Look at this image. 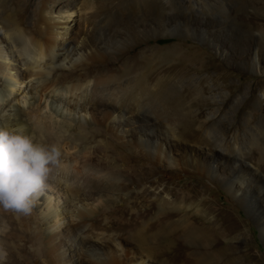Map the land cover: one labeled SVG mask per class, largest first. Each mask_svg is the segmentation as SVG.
Masks as SVG:
<instances>
[{"label": "rangeland", "instance_id": "rangeland-1", "mask_svg": "<svg viewBox=\"0 0 264 264\" xmlns=\"http://www.w3.org/2000/svg\"><path fill=\"white\" fill-rule=\"evenodd\" d=\"M0 3V12L7 20L16 16L29 19L35 6L34 0ZM86 3L94 6L92 13L97 14V23L101 22L104 31L114 30L112 24L118 17L125 19L123 23L137 21L138 29L123 31V48L115 53L110 50L104 67L122 80L138 75V91L125 90L120 96L132 103L138 94L146 113L167 119L181 137L179 141L204 156L208 147L232 142L231 151L242 156L255 188L263 187L264 0ZM202 29L216 34L210 39L219 44L217 50L210 42L192 36ZM254 43L262 53L260 71L251 68ZM65 73L60 70L53 78L63 80ZM79 74L72 78L74 83ZM190 78L199 81L190 84ZM3 85L1 79L0 89ZM25 95L18 99L21 104L7 108V114H16L36 143L57 146L60 157L58 165L50 166L46 186L30 213L11 211L10 220L0 217V224L5 220L9 225L0 239L11 252L6 264H27L33 262L34 253L41 254L46 203L60 212L79 208L81 203L70 200V190L93 205L89 221L95 230L120 235L148 255L151 264H264V237L253 217L225 187L230 173L225 151L218 150L222 155L217 157L226 162L219 171L223 181L193 171L175 175L151 162L147 154L135 153L133 145L104 130V125L86 127L87 132L102 130V134H91L86 146L89 151H118L116 166L122 174L115 176L97 161L86 160V147L74 138L78 129L71 126L66 131L69 120L59 117L60 111L54 109L50 98L33 102L28 98L30 93ZM132 133L128 132L129 140ZM256 199L264 214V198ZM223 218L238 226L235 234L228 232L229 224Z\"/></svg>", "mask_w": 264, "mask_h": 264}, {"label": "bare ground", "instance_id": "bare-ground-1", "mask_svg": "<svg viewBox=\"0 0 264 264\" xmlns=\"http://www.w3.org/2000/svg\"><path fill=\"white\" fill-rule=\"evenodd\" d=\"M87 3L86 0H34L35 6L29 19L24 21L16 14V17L7 20L3 11L0 12V81L2 79L4 84L0 89L2 126H24L20 119H16V114H7V108L21 104L18 99L22 94L30 93L28 98L33 102L47 97L55 103L54 109L60 111L59 117L69 120L66 131L71 126L78 129L74 138L79 146L86 147L91 142V134H102L99 128L87 132L86 127L104 125V130L133 145L135 153L147 154L151 162L168 168L175 175L193 171L223 181L225 178L219 171L226 162L217 157L222 155L218 150L225 151L228 154L224 157L227 159L226 166L230 170L225 187L253 217L264 237V214L256 199L257 196L264 198V186L255 188L252 172L240 159L242 156L231 151L233 143L220 142L208 147L204 156L179 141L181 137L167 119L162 121L156 114L146 113L143 103L138 101V94L132 103L120 96L125 90L138 91V75L122 80L104 67L109 59L108 52L123 48L124 44L120 42L123 31L138 29L137 21L123 23L125 19L118 17L112 24L114 30L104 31L101 22L97 23V14L92 13L94 6ZM214 35V32L205 29L192 34L203 42H210L217 50L219 44L210 39ZM251 47V68L260 71L262 53L255 43ZM118 53L123 54L124 51ZM99 66L103 67L101 71L93 70ZM60 70L66 72L65 78L54 79V74ZM77 74L74 83L72 78ZM198 81V78L189 79L190 84ZM108 91L112 93L106 94ZM131 131L133 138L129 140L128 132ZM86 149V160L97 161L99 166L111 170L115 176L122 174L116 166L120 159L116 149H96L92 152ZM69 192L70 200L81 203L80 207L60 212L49 201L46 203V214L42 218L46 234L44 241L40 242L41 254L34 253L33 262L27 264H37L41 258V264H151L148 255L125 242L120 235L95 230L89 221L93 205L84 203L75 191ZM147 193L145 190V197ZM11 211L0 207V217L10 220ZM223 222L229 224L227 229L231 235L238 231V226L226 222V218ZM7 223L3 220L0 224V239L1 234L7 233ZM0 248L7 254V262L11 252L1 243Z\"/></svg>", "mask_w": 264, "mask_h": 264}, {"label": "clouds", "instance_id": "clouds-1", "mask_svg": "<svg viewBox=\"0 0 264 264\" xmlns=\"http://www.w3.org/2000/svg\"><path fill=\"white\" fill-rule=\"evenodd\" d=\"M59 157L57 146L36 143L24 126L0 127V207L30 213ZM6 255L0 248V264Z\"/></svg>", "mask_w": 264, "mask_h": 264}]
</instances>
